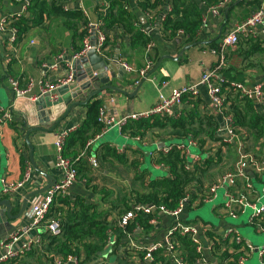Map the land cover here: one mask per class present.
<instances>
[{
    "label": "crops",
    "instance_id": "crops-1",
    "mask_svg": "<svg viewBox=\"0 0 264 264\" xmlns=\"http://www.w3.org/2000/svg\"><path fill=\"white\" fill-rule=\"evenodd\" d=\"M234 1L235 6L230 10L228 20V13L225 15V10L231 8V4ZM238 1L239 0H231L230 3L225 6L223 15L217 18L210 14V6L205 5L200 0L203 15L206 16V21L203 23L199 33L200 42L193 46L192 44L187 45L185 43L184 34L177 33L175 37L167 39L164 37L161 30L154 31L151 36H153V40L156 41L160 59L162 57H164V59L160 62L156 69L155 66L157 62H155L149 72L154 69L155 70L149 75V77L145 80L142 79L138 85H134L135 80L139 77L137 71H126V73L120 74L119 70L115 69L116 75L115 77H112L110 74V81L108 85H112L116 87V89L103 91L102 94L93 97L89 102H87V104L91 103V101L93 102L98 100L100 106H106L108 109H115L120 117H130L134 114L151 110L159 101L161 93L170 95L174 88L199 81L203 70L206 67L216 65L219 61V56L212 52V43H219L227 31L253 14L261 3V0H240V3ZM22 2L23 1L21 0H0V17L10 13L22 12ZM103 2L104 0H74L67 4L70 8H79L83 11L85 18L80 22V31L83 28L84 22L97 21L102 16ZM131 5L133 8V5H135L134 0ZM27 15H29V13ZM138 15L142 20H144V22H146L144 13H138ZM28 25L29 26L25 32L19 34L18 41L14 44V49L12 50L7 48L5 45L6 41H4L5 36L0 34V113L4 111H11L14 114L13 120L16 123H26L25 129H28L33 125L48 128L53 125L55 121H51L49 119V108L46 107L48 106L47 101L43 100L40 103H34L39 96H44L41 94L38 82L41 78H45L48 81H57L58 79L68 75L70 71L68 64L72 63L73 55L77 52L75 51L73 44L74 30L68 27L67 19L58 14L50 17L45 16L40 24L33 25L31 24V21H28ZM221 32L222 35L220 37L219 34ZM123 33L124 31L121 28H118L116 29L115 34H109L107 41L109 54L113 57L115 54H118L120 59L129 62L135 67V69L139 70L145 66L147 58H150L149 53L151 51L148 53L146 48L132 47L129 36L117 39L123 36ZM187 46L188 48L185 49ZM168 55L173 58H167L166 56ZM54 61H59L60 63L55 69H47L43 67L44 63H52ZM231 63L236 64L238 67V70L234 73V77L236 78L234 82L244 83L248 86L257 83L264 84V68L258 66L243 68L240 66V60L237 58H232ZM227 66L228 65L226 64L225 68ZM83 71L84 70L78 72L81 73ZM10 77L17 79L20 87L23 89H27L29 82L32 80L35 84L28 92L27 96L21 97L13 92L9 82ZM104 85L105 84L103 83L93 81L90 89L86 90L81 96L73 99L84 100L91 91L101 88ZM135 91H137L136 94H134ZM57 97L58 96H56V98ZM19 98H21V100L16 106ZM87 104L73 107L70 113L58 124L54 131L48 132L39 130L30 134V140L34 146V161L36 166L40 169V171H42V173L49 175V177L40 175L37 172L34 163L31 161L29 148L24 137L25 130L21 133L20 130H15L10 123L0 125V201L3 199L10 200L11 214L17 215L25 199H27L29 195H32L28 200L27 207L21 217L10 221L11 225L16 226L18 230L28 224L30 219L27 216L26 211L30 208L29 206L31 205L32 199L42 193L33 194L45 188L51 182H57L62 178L63 172L58 165L56 156V136L61 131L66 129H76L82 124L87 116ZM194 105L197 107L200 115L205 116L209 114L215 116L218 122V133L223 123L224 116L214 109L208 97L207 89L204 86L200 87L199 98L185 101L179 109H191ZM256 107L258 111L264 115L260 105L256 103ZM64 113L65 111L62 112L61 115ZM42 119L45 120V124H43ZM40 121H42V123H40ZM113 130L114 129L105 133L97 140L94 139V143L89 147L91 150L89 151L88 149L89 153L87 152L85 154L84 159L88 161L89 165L94 170L93 174L96 176L94 177V183L98 185H105L104 182L107 184L121 182L122 186L129 188L133 183V173L128 170V168L116 163L102 162L101 160L99 161L96 156V151L100 143H109L118 149L123 146H129L121 145L116 140H110L108 135ZM158 131L159 130L155 131V136L151 135L144 139L140 138V141L144 145L155 146L153 150L150 147L146 148L151 149L147 153H145L146 151H142L145 155L143 157L144 161H148V159L151 158V156L160 147L171 144L172 142H183L187 146L189 164L196 162L194 158L196 155H200L204 160L207 155L214 154L220 146L223 145L224 136L220 134L217 135V139L203 135L202 137L205 139L204 145H201L197 141L198 145L194 146L192 144L190 145L189 138L186 140H176L175 138H171L169 134L159 135ZM118 133V138H121V135L124 136L122 133ZM256 146L258 150L262 151L264 154V146H261V143H257ZM132 147L138 150L141 149L139 146H129L121 153L131 155L129 148ZM193 148H195L197 152H194ZM222 149L223 160L219 167L212 169V172L203 178L202 189L207 187L215 179H218L225 172V170L233 168V164H235L237 158L234 144H232L231 149L227 147H223ZM263 154L258 155L260 158H264ZM93 157L97 158L99 161L97 167L92 166L90 162V158ZM150 166L156 170L161 169L167 171L166 168L163 169L162 167L156 166L154 163L150 164ZM27 171H30L28 177ZM252 178L256 188L255 195L261 196V192L256 185V182L262 184V180L260 179L261 177L253 176ZM4 179L11 182H24V184L22 187H19L13 192L4 193ZM222 194L219 195V202L223 200ZM255 195L253 196L257 198ZM67 196L72 198L76 196H83L90 202L98 203L101 210L102 208H108V203H104L100 200L101 196L98 192L87 189L85 184L79 180L70 188ZM3 210H7L5 205L0 206V211L2 212ZM187 210L184 211L182 219L195 221L197 224H213L219 226L220 229H223L224 226H226V223L229 224L230 222H233L225 218L221 205L213 207V211L219 219L216 224L211 221H205L200 217L192 220L190 218L191 209ZM118 211L119 210L113 211L110 214L109 218L111 223L121 215L118 214ZM247 211L249 210H246L241 214H245ZM249 212L251 215V210ZM2 217L3 216L1 214L0 243L6 241L11 235L7 236L9 232L8 224L2 219ZM249 217L247 222L238 223L235 221L234 223L238 225L239 229L245 225H250L255 233L260 234L261 231L249 223ZM172 221L173 219L171 217L159 213L154 220L152 230L146 233L142 230V228H138L136 230L137 232L134 234L136 242L147 243L149 240H147V238L161 241L165 235L166 229L172 224ZM46 234L47 233L44 232L41 227H38L36 229H32L30 234L28 233L27 235L22 236V238H20V240L15 244V250L21 247L23 248L28 241L34 238L42 240L38 243H34L31 249L28 250L25 253L26 255L24 254L22 258L12 260L5 264H54V262H52L53 255H47L43 250ZM2 237L6 238L2 240ZM200 237L205 240L203 231H200ZM120 239L124 244L129 243L126 234L123 232L120 233ZM109 249L110 247L107 245L102 252L103 254L109 255L108 259L112 263L151 264L149 262L127 261L124 257H122V255L118 254L117 251H110ZM4 251L5 249H0V254ZM208 256L209 259L213 258L210 257L211 254H208ZM97 261L98 260H94L92 264H96Z\"/></svg>",
    "mask_w": 264,
    "mask_h": 264
},
{
    "label": "trees",
    "instance_id": "trees-1",
    "mask_svg": "<svg viewBox=\"0 0 264 264\" xmlns=\"http://www.w3.org/2000/svg\"><path fill=\"white\" fill-rule=\"evenodd\" d=\"M3 1V0H2ZM27 11L22 14L17 26L20 33L28 28V21L31 24H40L43 19L52 15H62L67 19V25L74 30V48L79 51L82 48V39L86 31H80V22L84 20L83 11L79 8L63 9V6L74 0H29ZM136 7L130 0H106L109 4L106 12L102 15L105 26L116 32L121 28L122 39L129 36L132 47L146 48L154 39L142 30L145 24L138 15L147 10L161 11L166 0H134ZM205 5L212 6L221 0H201ZM240 3V2H239ZM232 2L229 12L235 6ZM172 9L167 13L162 21V32L165 38L171 39L179 31L184 32L185 43L187 45L198 44L200 42L199 33L203 26V10L200 0H171ZM128 7V8H127ZM101 8V7H100ZM29 13V15H27ZM227 20V21H228ZM85 23V22H84ZM225 27V25H224ZM79 31V32H78ZM224 32V30H223ZM213 48H218L219 43L213 42ZM157 46L153 47L149 57L155 62L160 59ZM232 58L240 60L243 68L261 67L264 68V40L249 36H240L235 49H228L226 52V64L223 69L225 82L222 85V95L225 98L223 113L231 116L236 128L246 129L243 141L246 150L252 151L259 156L262 151L258 150L256 144L264 146V115H262L254 100L234 87V73L238 70L236 64L231 63ZM264 88V84H263ZM193 100V99H192ZM88 112L82 124L66 138L64 144V156L71 159L78 172V179L82 181L87 189L100 194V200L108 203V208L100 209L98 203L90 202L86 197L76 196L74 198L67 195L57 197L49 211L48 218L60 217L62 231L58 235L46 234L43 250L47 255L68 256L73 254L83 258L84 264H92L107 246L108 230L112 223L110 214L119 210L118 214L133 209L134 203L142 205H165L167 208L176 209L182 199L188 194V189L192 186L202 187L203 178L208 176L212 169L219 167L223 160V147H232L231 143L223 142V145L212 155L206 157L202 162H195L193 169H187L188 159L185 149H180L178 142H172L168 152L158 149L150 158V162L144 161L143 150L129 148L130 154L119 152L118 148L109 143H100L96 151V156L102 162H110L123 165L133 173V183L129 188H125L121 183H111L98 185L94 183L95 174L88 161L84 159L89 148L87 143L98 136L102 127L98 121L100 103L98 100L88 103ZM197 106V105H196ZM15 130L23 132L25 125L14 122L10 123ZM218 122L215 116L200 115L197 107L183 109L179 118L170 116L155 115L150 118L134 120L130 119L122 129V133L129 137H140L142 139L155 136V131L159 130V135L169 134L176 140H186L192 138L204 145L205 139L202 137H214L217 139ZM129 146H126L128 148ZM91 149H89L90 151ZM89 153V152H88ZM259 154V155H258ZM264 155V154H263ZM98 161V164H99ZM162 166L167 169V175L154 176L148 167L150 164ZM93 166V165H92ZM97 167V166H94ZM191 203L198 198L197 193H191ZM192 205H189L190 210ZM60 213V214H59ZM156 213L145 214L137 211L134 219L127 225V230L132 232L136 227L142 228L146 233L153 229V218ZM180 240L179 250H181L188 264H196L200 253L197 251L196 243L189 237L178 236ZM161 251L155 252L158 256Z\"/></svg>",
    "mask_w": 264,
    "mask_h": 264
},
{
    "label": "built area",
    "instance_id": "built-area-1",
    "mask_svg": "<svg viewBox=\"0 0 264 264\" xmlns=\"http://www.w3.org/2000/svg\"><path fill=\"white\" fill-rule=\"evenodd\" d=\"M22 12L10 13L0 17V34L5 36V45L9 49H14V44L19 38V28L17 21L19 17L24 14L30 4L29 0H21ZM231 0H221L219 3L209 7V12L213 17H220L223 15L225 6ZM109 4L104 0L102 5V15L106 12ZM68 5H64L63 9H67ZM128 8V7H127ZM171 0H166L164 8L157 12L155 10H147L144 12L145 24L142 30L149 35L154 31H162V21L169 11H171ZM206 21V16H203V23ZM119 28V27H118ZM117 28V29H118ZM120 29V28H119ZM82 30L86 31L82 39V48L73 55V61L85 57L89 50L95 49L96 53L104 57L107 62L111 63L114 57L109 54L107 41L109 34H114V31H109L105 26L102 16L97 21H88L83 23ZM95 35V46H92V33ZM178 33L184 34L181 30ZM240 36H249L253 38H260L264 40V0H261L258 9L242 22L237 23L232 29L227 31L219 42L218 48H213L212 52L219 56V61L216 65L206 67L201 75L199 81L195 83L186 84L181 87L174 88L170 95L160 94L159 101L149 111L140 112L130 117H120L115 109H108L106 106H100L98 112V121L102 127L101 133L96 136L95 140L102 137L105 133L112 129H117L122 133V129L130 119L139 120L150 118L155 115L170 116L179 118L182 114V109H179L185 101L197 99L200 97V87L204 86L207 89L208 97L212 106L216 111L222 114L223 123L218 131V134L224 136L223 142L232 143L235 147L236 162L233 168L225 170V172L215 179L204 189L192 186L188 189V194L182 199L180 205L176 209H169L165 205H142L134 203V208L121 214L115 221L112 222L108 230L107 245L111 251H117L127 261L130 262H149L151 264H188L179 250L180 240L178 236L189 237L197 245V251L200 256L196 260V264H245L255 253H258L261 264H264V243L254 245V243L241 234V231L234 222L226 223L223 229L213 224H197L195 221H187L182 219L184 211L189 205L191 209L197 208L205 203L216 202L219 198L220 191H223L221 202L214 203L213 207L221 205L226 219L237 220L241 213L246 210H251L252 214L249 217V223L264 234V203L261 198L264 196V158H260L252 151L246 150L243 141L246 129L236 128L235 122L231 116H226L223 113L225 98L222 95V85L225 82L223 69L226 66V52L228 49L235 48L239 42ZM156 46V41L152 40L147 46L149 53L153 47ZM72 63L68 64L70 69L68 75L57 81H48L41 78L38 82L41 94L49 95L51 101H55L58 96L55 91L63 85L75 82V69ZM59 61L52 63H44L43 67L47 69H55L59 65ZM119 64L123 66L125 71H137L138 79L135 80L134 85H138L140 81L146 78L149 70L154 66L155 61L152 58H147L146 64L143 68L137 70L129 62L119 58ZM98 72H93V77H97ZM10 85L13 92L18 96H27L28 92L34 86V81H30L27 89L20 87L19 81L13 77L9 78ZM232 85L238 88L242 95L251 97L255 103L259 104L264 113V88L263 84L257 83L248 86L244 83L233 82ZM32 98V97H30ZM36 99V97H35ZM14 114L11 111H4L0 113V125L11 123L14 120ZM77 129V128H76ZM74 129H66L57 134L55 139L56 156L59 167L62 169L63 175L54 186L50 187L46 192L35 196L30 208L27 209L26 214L29 217V222L20 230L16 229L10 237L0 243V249H5L0 254V264H5L12 260H18L31 249L34 243L40 242L42 239L34 238L27 242L24 247L15 250V244L22 238V236L30 234L32 229L41 227L44 232L49 235H58L62 231L61 218H48L50 208L54 200L62 195H68L70 188L78 182V172L68 157L64 156V144L66 138L72 133ZM123 134V133H122ZM125 137H129L123 134ZM131 138V137H130ZM140 141V137H135ZM94 143V139L87 143L86 148H89ZM190 145L197 146V140L189 138ZM179 148L185 149L186 158L189 153L187 146L183 142H179ZM170 145H164L159 149L168 152ZM119 152L125 151V146L118 149ZM83 154H86L85 152ZM212 155V154H210ZM209 155H207L208 157ZM193 157V156H192ZM196 162H202V157L196 155ZM93 166H98L97 158H90ZM189 163V162H188ZM187 165V169L192 170L193 165ZM159 166V165H156ZM162 167V166H159ZM163 168V167H162ZM165 169V168H163ZM30 171H27V177ZM261 177L262 180V194L256 196V188L252 177ZM4 193H10L22 187L24 182H11L4 179ZM197 188V189H196ZM191 193H197L198 198L191 203ZM255 195L257 198H255ZM137 211L145 214L155 212L164 214L173 219L172 224L166 229L165 235L161 241L147 238L148 242H136L134 234L139 227H136L132 232L127 230V225L134 219ZM188 211V210H187ZM18 230V231H17ZM200 231H203L205 240L201 239ZM123 232L128 238L127 244L121 242L120 233ZM121 242V243H120ZM161 251L158 256L155 252ZM208 254H211L209 259ZM26 255V254H25ZM54 264H84L83 258L73 254L68 256H52ZM96 264H116L112 263L108 257H100Z\"/></svg>",
    "mask_w": 264,
    "mask_h": 264
},
{
    "label": "water",
    "instance_id": "water-1",
    "mask_svg": "<svg viewBox=\"0 0 264 264\" xmlns=\"http://www.w3.org/2000/svg\"><path fill=\"white\" fill-rule=\"evenodd\" d=\"M130 1H131V3H133V0H130ZM133 6L135 7V5H133ZM227 13H228V9L225 10V15H227ZM143 23H145L144 20H143ZM221 35H222V32L219 34V36L221 37ZM91 43H92V46H95L94 32L92 33ZM193 45H195V44H192V46ZM187 48H188V46L185 49H187ZM166 57L167 58H173L170 55H168ZM163 59H164V57H162L157 62L155 69L158 67V65L160 64V62ZM73 63H74V69H75V76H74L75 82L74 83L66 84V85H63L60 88H58L55 91V93L58 95V98L55 101H51L49 95L39 96L37 98V100L34 101V103H40L43 100L47 101L48 106H46V107L49 108V114H50L49 119L51 121H55L54 124L48 128L39 127L37 125H33L28 129L24 128V130H25L24 137L26 139V142H27V145L29 148V156L31 157V161L34 163L35 168L37 169V172L42 176L44 175L46 177H49V175L42 173V171H40V169H38V167L36 166V163L34 161V146L30 140V134L34 131H39V130L40 131H48V132L54 131L57 128L58 124L70 113V111L72 110L73 107H75L77 105L87 104V102H89L93 97L98 96L99 94H102L103 91H106L108 89H113V90L116 89V87H114L112 85H108L109 81H110V74L112 77H115V75H116L115 69H118L120 74L126 73L123 66L121 64H119V55L118 54H115L114 60L111 63H109V62H107V60L104 57L97 54L95 49L89 50L85 57H83L81 59L74 60ZM81 70H84V71L81 73L78 72ZM153 71L149 72L147 74L146 78H144V80L147 79ZM93 72H98V76L93 77ZM93 81H97V82L103 83L105 85L102 86L101 88H97L96 90L91 91L86 96V98L84 100H74L75 98L81 96L86 90L90 89ZM137 91H135L134 94H136ZM20 100H21V98L18 99L16 106L19 104ZM64 111H65V113L63 115H61V113ZM38 114L40 115L39 112H38ZM40 123H42V121H40ZM43 124H45V120H43ZM24 125L26 126V123H24ZM55 183H56L55 181L51 182L45 188L41 189L40 191L35 192L33 195H35L37 193H43L44 191L48 190L50 187L54 186ZM31 196L32 195H29L27 197V199H25V201H24L23 205L21 206L20 211L17 215L11 214V201L10 200L3 199L2 201H0V206L5 205L6 209H7L6 211H4V210L2 212L0 211V215L2 214V216H3L2 219L4 221H6L8 224L9 232H8L7 236H9L10 234H12L13 232L16 231L17 227L11 225L10 221L18 219L21 217V215L23 214L24 210L27 207L28 200L30 199ZM5 238L2 237V240ZM109 250L111 251V249H109ZM108 256H109L108 254H103V252H101L97 257H95V261L100 259V257H108Z\"/></svg>",
    "mask_w": 264,
    "mask_h": 264
},
{
    "label": "rangeland",
    "instance_id": "rangeland-1",
    "mask_svg": "<svg viewBox=\"0 0 264 264\" xmlns=\"http://www.w3.org/2000/svg\"><path fill=\"white\" fill-rule=\"evenodd\" d=\"M119 131L117 129H114L111 133H109L108 138L110 137V140L112 141H117L119 144L121 145H129V146H139L145 153H147L149 150L151 149H146V148H152V150L155 148V146H150V145H144L141 141L135 139V138H130V137H124L121 135V138H118V133ZM116 134V135H115ZM194 152H197V150L195 148H193ZM150 158L148 159V162ZM230 163V162H229ZM228 163V164H229ZM234 165V164H233ZM150 169V171L153 173V175L156 176H160V175H167V171L165 170H156L153 167H148ZM121 183V182H119ZM257 187L259 188L261 194H262V188L263 185L261 183L256 182ZM223 191H220L219 194H222ZM220 198H218V200L216 202H219ZM216 202H212V203H205L203 205H200L197 208L191 209L190 210V218L192 220H195L197 217H200L202 219H204L205 221H211L214 224L218 223V218L217 215L215 214V212L213 211V205ZM264 203V196L262 197V201ZM250 215V212L247 211L245 214H241L237 220H233V222H238V223H242V222H247L248 221V217ZM232 221V220H231ZM241 234L243 235V237L250 239L255 245H259L261 246L264 243V234L263 233H255V231L253 230V228L250 225H245L243 227L240 228ZM250 237V238H248ZM245 264H261L259 257H258V253H255V255L253 257H251L250 259H248Z\"/></svg>",
    "mask_w": 264,
    "mask_h": 264
}]
</instances>
